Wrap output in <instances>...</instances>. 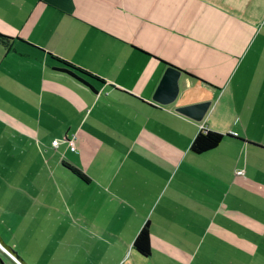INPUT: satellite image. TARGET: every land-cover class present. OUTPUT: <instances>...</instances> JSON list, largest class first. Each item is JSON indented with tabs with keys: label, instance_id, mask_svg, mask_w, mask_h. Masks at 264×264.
<instances>
[{
	"label": "crops",
	"instance_id": "0c3cea01",
	"mask_svg": "<svg viewBox=\"0 0 264 264\" xmlns=\"http://www.w3.org/2000/svg\"><path fill=\"white\" fill-rule=\"evenodd\" d=\"M0 35V205L26 246L2 244L58 264H264V0H0ZM204 101L201 122L176 111ZM203 131L240 140L198 155Z\"/></svg>",
	"mask_w": 264,
	"mask_h": 264
},
{
	"label": "trees",
	"instance_id": "16d2710c",
	"mask_svg": "<svg viewBox=\"0 0 264 264\" xmlns=\"http://www.w3.org/2000/svg\"><path fill=\"white\" fill-rule=\"evenodd\" d=\"M0 38L4 39V40L9 39V38L2 36V35H0ZM50 56L52 59H54L58 63L71 68V69H65L64 68V69H55V70L62 71V72H65V73L71 75L72 77L76 78L77 80H79L83 84L89 86L94 92H95V90L87 83V81L84 80V78H90L91 80L96 81L100 84L104 83V81L102 79H100V78H98V77H96V76H94V75H92L86 71H83L82 69L77 68V67L67 63L66 61L58 59L57 57H54L53 55H50ZM77 72L80 73L84 78L79 77V75H77ZM225 137L233 138V139H239L238 137H234L230 134L229 135H223V134L216 133L213 131H203V132H200L195 137V139L191 145V151L195 154H198V155L212 151V150L216 149L222 143V141L224 140ZM251 145L254 147L263 149V147L258 146L256 144H251ZM64 167L67 168L71 173H73L74 175H76L80 179H82L84 181H86L88 179L82 171L71 166L70 164H64ZM134 249L145 257H148L150 255V233H149L147 226L145 228H143L142 231L136 237V239L134 241ZM2 254L4 256V253H2ZM12 254L16 256V254L14 252H12ZM8 259H10V258L8 257ZM20 261H22V260H20ZM22 263L25 264L23 261H22ZM0 264H4L1 260V258H0Z\"/></svg>",
	"mask_w": 264,
	"mask_h": 264
},
{
	"label": "water",
	"instance_id": "95a60500",
	"mask_svg": "<svg viewBox=\"0 0 264 264\" xmlns=\"http://www.w3.org/2000/svg\"><path fill=\"white\" fill-rule=\"evenodd\" d=\"M64 67L69 69L67 66ZM181 76L182 73L178 69L171 66L168 67L154 95V102L163 106L174 103L180 93L179 81ZM211 105V101H204L197 104L178 107L176 111L193 120L201 122L209 112ZM0 251L5 253L16 264H23L22 261L17 258V256L13 255L12 252L1 243V241Z\"/></svg>",
	"mask_w": 264,
	"mask_h": 264
},
{
	"label": "rangeland",
	"instance_id": "374dc122",
	"mask_svg": "<svg viewBox=\"0 0 264 264\" xmlns=\"http://www.w3.org/2000/svg\"><path fill=\"white\" fill-rule=\"evenodd\" d=\"M21 147H26V146L21 145ZM5 159L6 160L9 159L10 161L12 160L11 162L18 161L17 158L14 156L13 157L12 156H9V157L5 156ZM0 180H1V178H0ZM13 224H14V222H13L12 216L10 215L9 210H6L5 207L0 205V232H1L2 236L4 237L6 242H8V243L10 242V244H12L11 243V239H12L14 244H15V242L17 244H19L18 243V241H19L22 245L26 246V244L23 242L22 237H19V238L16 237V230L13 229L15 231L13 233V231H12ZM15 238L18 241H16ZM22 248H23V251H20L19 250L20 248L17 247V252L20 254V255H18V257L23 256L25 260H23V259L22 260L24 262L27 260L28 264H56V263L58 264V261H55V260H58V257L55 255L54 249H48L47 251H44L43 253H40L38 251L35 253H32L29 251L30 253H28L27 248H25V247H22ZM2 253L3 252L0 251V254H2ZM4 256L6 258H8L5 253H4ZM12 262L14 264H16L13 260H12Z\"/></svg>",
	"mask_w": 264,
	"mask_h": 264
},
{
	"label": "built area",
	"instance_id": "2783aa9c",
	"mask_svg": "<svg viewBox=\"0 0 264 264\" xmlns=\"http://www.w3.org/2000/svg\"><path fill=\"white\" fill-rule=\"evenodd\" d=\"M230 135L234 136V137H238V133L235 132H231ZM68 146L71 149V151H75L76 146H75V137L73 136L71 139L67 140ZM60 144L59 140H55L53 141L52 145L54 147H57ZM238 175H244V171H238L237 172Z\"/></svg>",
	"mask_w": 264,
	"mask_h": 264
}]
</instances>
